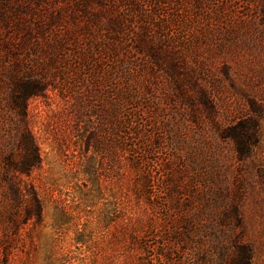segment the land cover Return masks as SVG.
Here are the masks:
<instances>
[{"label":"rangeland","instance_id":"rangeland-1","mask_svg":"<svg viewBox=\"0 0 264 264\" xmlns=\"http://www.w3.org/2000/svg\"><path fill=\"white\" fill-rule=\"evenodd\" d=\"M134 2L0 0V40L44 86L25 110L39 164L18 179L0 48V264H164L162 234L186 225L174 264H214L215 230L264 264V0ZM111 17L129 25L116 43ZM12 185L34 190L39 222Z\"/></svg>","mask_w":264,"mask_h":264},{"label":"trees","instance_id":"trees-1","mask_svg":"<svg viewBox=\"0 0 264 264\" xmlns=\"http://www.w3.org/2000/svg\"><path fill=\"white\" fill-rule=\"evenodd\" d=\"M93 1L96 0H81V5H84L86 2ZM121 1L123 0H108V2H111L113 5L120 3ZM126 3H129L130 7L135 8L134 0H131L130 2L126 0ZM77 5L80 6L78 3ZM79 12H81L85 18V22L82 23L85 29L88 30L92 27H96L99 16H92L86 7L81 8ZM8 19L2 18L1 23L3 24L4 28H8L11 23V20ZM17 22L18 21L16 19V23ZM19 26L20 25H17V28H19ZM40 26L41 25H38V27ZM125 26H129L127 23H125V21H121L117 17H111L108 19L106 25L104 24L103 28H105V31L108 33V35L111 36L112 34L111 40L109 41L116 43L118 41L117 39L122 35ZM39 29L41 30L42 28ZM137 31H131V39L133 40V45H135V48L139 47L142 49L150 41L148 38V31L145 28L141 30L142 32L140 31L137 33ZM113 38L114 40H112ZM8 39L9 38H7L6 41L0 40V48L6 50L7 54H11L10 58H7L8 60L13 59L12 61H14L12 63L13 66H11V70L7 73L5 78L7 86L5 105L9 114L16 118V148L18 150V156L14 162L8 163V166L5 169H9L14 174H17L16 176L18 179H22L23 176L29 177L31 171L39 164L37 150L25 121L26 102L31 97L40 96L44 91V86L43 80L31 75V71L28 69V67H21L20 59L18 55L13 54V51L10 48V41ZM23 42V44H25V42H27V45L29 44V40H25ZM31 53H34V50H31L30 54ZM10 190L16 196V202L18 205H20L22 202L21 198L25 200L24 203L26 204V208H23V216L21 217V220L23 221L22 223H26L30 220L39 222L42 217V208L40 200L36 196L34 190L31 187L28 188L22 185H18V187H14V185H12ZM231 214L236 215V210L234 208L231 209ZM14 219L20 220V216L16 215ZM179 224L184 225V221H179ZM219 225H221V229L232 228L224 224ZM186 226L187 228H184V231H181L179 234L173 230H165L162 234L161 239L164 241V244L162 245V252L158 256L161 258L164 264H174L175 251L178 252L180 246L183 247V251L188 245L190 246L192 244L193 241L191 240V237H194V232H192L191 226ZM212 229L215 230L214 227H212ZM212 235H214V240L217 241L218 246L214 245L217 247L213 246V248H211L212 246H207V248L211 249L210 256L208 257L210 261H214V264H251L252 249L247 243L238 238V235L231 233V236L228 238L229 241L225 244L223 241H219V233L217 230H215ZM200 242L207 243V241L205 242L203 239H200ZM195 259V264H208V260L200 252H198V256L195 257Z\"/></svg>","mask_w":264,"mask_h":264}]
</instances>
